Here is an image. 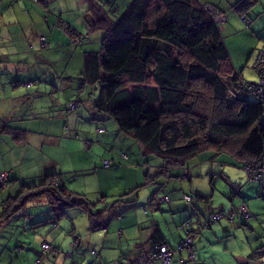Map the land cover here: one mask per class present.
Returning <instances> with one entry per match:
<instances>
[{
  "label": "trees",
  "instance_id": "obj_1",
  "mask_svg": "<svg viewBox=\"0 0 264 264\" xmlns=\"http://www.w3.org/2000/svg\"><path fill=\"white\" fill-rule=\"evenodd\" d=\"M105 1L108 8L115 9V0H104L103 4ZM216 15L214 10L207 12L200 7L197 0H134L105 26L100 50L84 51L81 79L100 86L98 99L89 107L97 116L114 120L119 132L132 134L144 159L155 155L164 162V168L187 166L197 156L211 151L214 156L231 158L242 165L244 172L245 167L252 172L259 168L264 156V103L253 96L231 101V93L241 85L236 76L225 75L232 72V67L223 37L213 22ZM104 21L101 16L93 25L100 27ZM88 39L78 33L70 40L75 43L72 47H78ZM96 41L93 39L89 47ZM10 133L14 129L0 120V135L16 136ZM263 177L264 174L257 181L249 179L261 185ZM52 179L54 175L45 177L42 184L36 185L38 188L22 186L24 192L11 201L17 204L18 200L26 202L35 194H43L58 204L60 214L69 207H90L84 196L67 191ZM236 187L237 194H241L239 185H232L231 197L236 195ZM183 200L190 203L193 198L184 195ZM3 206L7 217L6 210L11 205L6 201ZM249 216L240 209L217 212L210 216L209 223L200 218L197 232L211 231L212 223H233ZM187 223L193 225V220L189 218ZM189 231L192 232L186 231L175 250L171 248L175 254L182 242L190 240L185 249L177 252L185 253L183 261L194 258L195 228L191 226ZM160 237L157 232L155 242ZM155 246L170 248L166 244Z\"/></svg>",
  "mask_w": 264,
  "mask_h": 264
},
{
  "label": "crops",
  "instance_id": "obj_2",
  "mask_svg": "<svg viewBox=\"0 0 264 264\" xmlns=\"http://www.w3.org/2000/svg\"><path fill=\"white\" fill-rule=\"evenodd\" d=\"M115 1L116 6L118 5L119 8L124 5L127 8L132 0ZM106 2L101 6L91 0H87L88 6L87 3H84L85 8H88L80 18L83 24L79 23L77 33H83L79 28L86 26L85 32L88 28L91 30L90 39L98 40L101 38V34L105 32V26H109L116 20L111 15L114 9L108 8ZM246 2L247 0H197V3L204 10L207 12L214 10L223 19L220 21L224 23L220 25L219 32L223 37L232 63L234 61L248 63L251 56L257 54H253V52L255 47L257 48L259 45L262 46L258 52H264V0H255L249 5ZM17 5L18 7L23 6L21 1ZM91 6L94 7L97 15L92 14ZM102 8L106 12H103ZM120 11L118 10V12ZM13 13L11 9H8V5H5L4 12L3 9L0 11V14H2L0 20L3 26L7 28V33H4L2 29L0 30L2 42H16L18 40L19 33L16 29L18 26L22 27L20 20L23 13H20L19 16L16 13L13 16ZM4 15L8 17L6 22L4 21ZM12 16L17 18V20L14 19L16 23H10ZM101 16L105 19L102 26L93 25L96 24L95 20ZM29 32L38 39L43 37L48 44V48H60L70 41V38L62 33L61 24L56 20L42 19L37 34L36 22H33ZM247 40H250L253 47L251 46L248 49ZM1 46L0 76L6 79L13 78L12 85L17 88L18 84L15 76L20 71H15L12 73V77H8L11 64L7 62V47L5 45ZM234 54L237 55L236 59L233 57ZM27 100L23 103V100L18 98L14 106L15 114L12 123L1 116V122H7L8 126L14 129V133L10 134L16 136L13 138L5 137L0 144V148L2 145L12 144L15 141L21 154L24 145L23 140H26L27 144L33 148L43 149L42 142L45 143V139L42 140L40 136L33 135L41 132L40 125L35 124V121H33L34 127L27 129L32 134L27 132L25 139L22 132L24 127L15 122L18 118L17 115H20L24 108L27 111ZM10 110L4 109V113L8 115ZM92 115L94 120L108 118L115 125V122L106 115L100 117L96 113ZM100 130L102 129L97 131L100 132ZM114 131L116 132V130ZM9 159L11 157L2 158L6 166ZM13 160L12 169L8 172L0 171V179L5 176L3 179L6 184L4 187H7L6 191L12 188V198H15L21 192L23 193V187L42 184L45 181L44 176L56 174V172H17L29 160L25 157ZM158 161L157 164H154L149 159L145 160V165L148 164L147 166H149L148 172H120L121 179L125 184L122 188H118L121 192L116 197L111 198H118L117 201L122 199L121 202L124 205L121 208H116L115 216L118 220L115 224H113L111 217H105L103 211L96 214L91 213V210L97 208L96 205L92 204L94 201L90 199L86 192L83 195L90 202L89 208L69 207L66 208L65 213L58 214L53 209L54 204L50 202L52 213L61 215L63 219L70 222L74 242H68L67 239L54 242L52 234L48 235V240L41 242V245L46 243L49 246L47 251L49 257L44 260L43 264L49 258L52 260L50 256H53L54 259L52 263L49 262L50 264H139L140 261H144L148 257L157 244H166L170 249L175 248L180 240L185 237V230H188L187 233L192 232L189 231L191 226L195 228L196 232L193 237L194 258L183 261V259H186L185 253L177 254L176 252L173 254L170 264H264V198L262 197L264 194V177L261 185L256 184L243 171L242 165L237 164L227 156L217 158V156H211V154L199 155L184 167L164 168L162 160L158 159ZM150 164L154 167H150ZM31 165L35 166L32 163ZM99 174L100 172H92V176H98ZM56 175L58 182L64 187L60 182L62 176L58 177L61 174ZM186 175L189 177L186 178L189 182L187 189L179 184L181 180H186L184 178ZM232 185H239L240 195L230 196ZM4 187L0 189V194L2 193L0 216L3 215L4 202L9 198L3 194ZM100 190L104 195L110 194V190L106 187ZM184 195L192 197L193 200L186 203L183 200ZM165 197L168 200L162 201ZM132 207L135 210L132 213L128 212ZM242 207L250 215L247 220H244L246 219L244 217H239L233 223L223 221L212 223L211 231L197 232V228L200 227L197 226L200 218H204L203 221L209 223L212 214L228 212L231 209ZM110 208L114 210L115 204L111 205ZM57 210L59 209L57 208ZM135 211L137 216H135ZM142 213L145 216H142ZM189 218L193 220V225L187 223ZM14 221L17 220L14 218ZM137 221L146 227L135 235V233H132ZM52 222L55 223L56 221L53 220ZM2 225L4 226V224ZM6 225L7 222L5 227L0 228V264H19L20 255H17L16 251L19 250L22 255L26 253L16 245L18 238L12 231L6 230ZM165 225H168L169 230H166ZM39 226L45 227L44 222H41ZM54 226L57 227L58 224ZM187 226L189 228H186ZM157 232L160 233L161 237L158 242H155ZM38 233L41 236L42 232ZM20 241L23 240L20 239ZM258 249L260 250L258 251ZM255 251L259 253L254 254V257L252 254ZM25 259L28 264H35L37 257L28 254ZM154 264L161 263L155 262Z\"/></svg>",
  "mask_w": 264,
  "mask_h": 264
},
{
  "label": "rangeland",
  "instance_id": "obj_3",
  "mask_svg": "<svg viewBox=\"0 0 264 264\" xmlns=\"http://www.w3.org/2000/svg\"><path fill=\"white\" fill-rule=\"evenodd\" d=\"M20 1L23 4L22 7L17 5ZM91 1L98 6L103 4L102 0ZM84 3H87V0H0V11L3 9L4 12L5 5H8V9H11L12 13L14 12L18 16L23 13L20 20L22 27L18 26L16 29L19 33L18 40L16 42H2L0 39V46L5 45L7 47V62L11 64L8 77H12L13 72L20 71L15 76L18 84L17 88L12 85L13 78L6 79L2 77L3 80L0 81L2 83L0 87V120L3 116L12 123L15 114L14 106L18 98H21L23 103L28 99L26 113L24 108L20 115H17L18 118L15 122L26 128H22L23 138L26 139L27 129L34 127L32 122L35 121V124L41 126V132L33 135H38L46 141L45 143L42 142L43 149H35L27 144L26 140H23L24 145L21 154L15 141L12 144L2 145L0 148V153H2L0 154V171L8 172L12 169L13 159L19 160L20 157H25L29 162L17 172H56V174H61L58 177L62 176L60 182L67 191L81 196H84L83 193L86 192L90 199L94 201L91 203L96 205L97 208L91 210V213L96 214L103 211L105 217H111L113 224H115L118 220L115 216L116 208H121L124 205L121 202L122 199L117 201L118 198H111L116 197L121 192L118 188H122L125 184L121 179L120 172H148L149 166H147L148 164L145 165V160L149 159L157 164L159 162L158 158L151 155L153 157L149 156L144 159L139 149H137V145H135L137 141L132 134L119 132L114 120L111 119L115 122V125L109 119H93L92 114L95 112L89 106L90 102H95L98 99L100 86L97 83H87L83 78L81 79L80 75L83 72L81 65L84 59V51H99L100 38L93 47H89L93 43V39H88L78 47H72L75 43L70 40L63 47L48 48L46 42L42 43L40 39L32 36L29 32L33 22H36L37 34L42 19L56 20L61 24L62 33L70 39L74 38L78 34L76 31L79 23L83 24L80 18L88 8H85ZM122 9L125 10V5L122 8L117 5L111 15L115 18L120 16L124 11ZM102 10L106 12L105 9L102 8ZM118 10L121 11L118 12ZM91 11H95L92 6ZM1 16L2 14H0ZM13 16L10 18V23H16L17 18H13ZM7 20V15H4V21ZM223 23L220 22L219 26ZM1 29L4 33H7V28L3 26L2 21L0 22ZM79 30L88 36L89 30L87 29L88 32H85L86 26L80 27ZM89 37H91L90 34ZM247 42L249 49L252 43L250 40H247ZM261 46L255 47L253 54L258 53ZM233 57L236 59L237 55L234 54ZM253 57L252 55L246 64L238 61L232 63L230 57L232 72L230 71L225 75L228 77L236 76L238 83L242 81L246 84H256L259 78L254 69ZM237 93L236 90L231 93L232 102L242 100ZM70 105H75V108L71 110ZM4 109H11L8 115L4 113ZM262 121L264 122V116ZM98 129L102 130L98 132ZM4 138L5 134L0 135V144ZM203 154H211L212 156L214 153L206 151L200 156ZM221 156L225 155H218L217 158ZM3 157H11L7 161V166L2 161ZM263 161L264 156L259 168L264 165ZM31 163L35 166H32ZM150 167L154 166L150 164ZM37 168L38 170H36ZM92 172H100V174L92 176ZM49 176H53V174ZM53 181H56V179ZM179 184L187 189L188 179L181 180ZM105 187L110 190L109 195H104L100 190ZM3 189V194L7 198L9 197L7 203L11 205V208L6 210L7 217L4 213L0 216V228L5 227L7 220H11L6 225V230L12 231L18 238L16 245L26 253L22 255V252L16 251L17 255H20L19 264H28L25 259L28 254L37 257L35 264H43L44 260L49 257L47 253L49 248L44 250L41 242L48 240L50 234L54 237V242L63 241L64 239L71 243L74 242L70 222L63 219L61 215L52 213L50 203L53 200L52 198L49 200L43 194L35 197L37 195L35 194L32 199L26 202H19L18 200L17 204H13L15 201H11L12 188L7 191V187ZM18 197L15 198L18 199ZM0 199H2V193ZM114 204L115 208L111 210L110 207ZM57 208L58 204L53 206L54 211L60 214L61 212ZM134 210L132 207L128 212L132 213ZM135 216H137L136 211ZM142 216L145 215L142 213ZM14 218L17 220L16 222ZM53 220L56 222L53 223ZM41 222H44L45 227L39 226ZM55 224H58V226L55 227ZM165 226L166 230H169L168 225ZM145 227L137 221L132 234H139ZM186 228H189V226ZM185 231L188 232V230ZM38 232H42L41 236ZM25 238H27L26 242ZM20 239L23 241H20ZM175 249L176 247L173 248V250ZM88 254L90 253L88 252ZM38 257L40 258L38 259ZM50 257H52V260L49 258L45 264L54 261L53 256ZM139 264H142V261Z\"/></svg>",
  "mask_w": 264,
  "mask_h": 264
},
{
  "label": "built area",
  "instance_id": "obj_4",
  "mask_svg": "<svg viewBox=\"0 0 264 264\" xmlns=\"http://www.w3.org/2000/svg\"><path fill=\"white\" fill-rule=\"evenodd\" d=\"M211 11L212 10H210V12ZM222 20L223 19L220 17L215 18V21L218 23ZM254 69L259 78L257 83L256 84H246V83H243L242 81L239 82V84L241 85V88L238 86L239 88L236 90L238 91L237 95L242 100H248L252 96L257 97L261 101V103H264V52H258L254 56ZM244 170L248 173V175L254 181H257L264 174V165H262L261 168H258L257 170H253L252 172H249L250 169L248 167H245ZM4 184H5V181L3 178H1L0 185L2 186ZM234 193L236 194L238 193L237 187L235 188ZM240 210L243 213L247 212L244 207L240 208ZM213 218L214 220L216 219L215 217ZM189 243H190V240H186L185 242H182L180 246L178 247L177 252L182 250L181 248L185 249V247L188 246ZM42 248L44 250H47L49 246L48 244L43 243ZM173 254H174V251L171 250L170 248H167L165 246H155L154 250L150 253V255H148V257L144 261H142V264H154L157 261H161L162 264H170ZM151 256H154V257L151 258Z\"/></svg>",
  "mask_w": 264,
  "mask_h": 264
},
{
  "label": "clouds",
  "instance_id": "obj_5",
  "mask_svg": "<svg viewBox=\"0 0 264 264\" xmlns=\"http://www.w3.org/2000/svg\"><path fill=\"white\" fill-rule=\"evenodd\" d=\"M133 1H134V0H132V1L130 2V4H131ZM130 4H129V5H130ZM129 5H128V6H129ZM125 9H126V8H125ZM124 11H125V10H124ZM211 12H213V10H212ZM122 13H123V12H122ZM122 13H121V14H122ZM121 14H120V15H121ZM216 17H219V14H218V13H217V15L215 16V18H216ZM215 18H214V21H213V22L217 25V28H219V27H220V26H219L220 23L216 22V21H215ZM76 33H77V31H76ZM88 33L90 34V31H89ZM89 34H88V37H89ZM75 37H76V36H75ZM40 41H41L42 43H44V42H45V39L42 37V38H40ZM75 41H77V38H75ZM251 98H252V97H251ZM251 98H249V99H251ZM69 108L72 110V109L75 108V105H70ZM53 175H54V179L58 180V179H57V176L55 177L56 174H53ZM47 176H49V175L44 176V179H45V177H47ZM54 179H52V180H54ZM5 185H6V184H4V185H2V186L0 185V189H2V187H4ZM35 187H36V186H35ZM34 189H36V188H34ZM30 220H31V218H30ZM9 221H10V220H9Z\"/></svg>",
  "mask_w": 264,
  "mask_h": 264
},
{
  "label": "bare ground",
  "instance_id": "obj_6",
  "mask_svg": "<svg viewBox=\"0 0 264 264\" xmlns=\"http://www.w3.org/2000/svg\"><path fill=\"white\" fill-rule=\"evenodd\" d=\"M108 119V118H107ZM213 161V160H212ZM163 165H164V162H163Z\"/></svg>",
  "mask_w": 264,
  "mask_h": 264
}]
</instances>
